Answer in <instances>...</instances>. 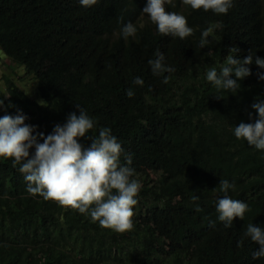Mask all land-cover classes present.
Segmentation results:
<instances>
[{
    "label": "trees",
    "instance_id": "trees-1",
    "mask_svg": "<svg viewBox=\"0 0 264 264\" xmlns=\"http://www.w3.org/2000/svg\"><path fill=\"white\" fill-rule=\"evenodd\" d=\"M147 2L0 0V51L38 88L32 99L4 77L0 117L23 113L34 135L47 136L69 113L79 115V105L94 121L79 142L88 147L87 136L109 128L122 146L120 165L141 185L133 228L118 233L93 221L90 210L30 194L20 165L0 157V264H264L245 235L249 224L264 229V150L234 135L240 122L257 118L251 105L264 100L257 76L264 69L253 60L235 92L206 79L229 56L264 58V0H232L226 14L172 0L166 11L184 15L193 29L184 39L161 35L142 12ZM129 22L137 31L125 38ZM157 52L173 71L152 73ZM221 180L234 185L229 197L248 205L230 227L217 211Z\"/></svg>",
    "mask_w": 264,
    "mask_h": 264
},
{
    "label": "clouds",
    "instance_id": "clouds-1",
    "mask_svg": "<svg viewBox=\"0 0 264 264\" xmlns=\"http://www.w3.org/2000/svg\"><path fill=\"white\" fill-rule=\"evenodd\" d=\"M97 0H80L85 7L95 5ZM172 0H148L142 12L157 25L161 35H172L184 39L193 34L184 15L166 11V4ZM184 5L192 9L212 10L216 14H226L232 6V0H182ZM136 27L127 23L122 32L125 38L135 36ZM211 28L204 30L200 40V47L207 44V37ZM239 51V49H233ZM156 59L149 60L154 75H161L173 71L164 64V54L156 53ZM255 64L264 69V58L253 57L251 51L243 60L229 56L227 66L218 72L216 68L207 71L206 79L218 89L235 92L243 80L251 75L248 65ZM237 79H233L232 76ZM258 79L264 81V73H257ZM135 84L143 85L144 81L137 77ZM164 83H168L165 76ZM129 97L134 95L129 89ZM3 101L0 102V107ZM80 114H68L66 123L57 124L52 133L45 136L43 132L33 134L35 126L25 124V115H4L0 117V157L14 158V166L19 164V171L25 174L27 191L41 195L45 200H53L61 206L77 209L80 213H88L93 221L100 226L112 229L118 233L130 231L133 228V207L137 204L135 197L141 187L140 183L132 179L133 169L119 163L122 146L117 138L111 134L109 128H101L98 137L87 138L91 141L88 147L79 142V138L86 137L93 129L94 121L79 105ZM256 110L257 118L254 123L240 122L234 129L237 139L243 138L249 145L264 150V100L251 105ZM251 116V113L249 114ZM42 138L43 142H39ZM35 148L30 154V149ZM132 163L131 156L127 157V164ZM220 190L225 195L218 200L217 211L219 220L230 227L234 218L243 219L248 205L240 200H234L227 195L229 188L234 185L228 180L220 181ZM94 205V207H93ZM246 236L259 245L254 251L253 258L264 257V229L249 224ZM242 244L238 242V246Z\"/></svg>",
    "mask_w": 264,
    "mask_h": 264
},
{
    "label": "rangeland",
    "instance_id": "rangeland-1",
    "mask_svg": "<svg viewBox=\"0 0 264 264\" xmlns=\"http://www.w3.org/2000/svg\"><path fill=\"white\" fill-rule=\"evenodd\" d=\"M3 52L0 51V87H5L4 77H9L32 99L38 98L37 82L33 77L25 76L21 67L9 63Z\"/></svg>",
    "mask_w": 264,
    "mask_h": 264
}]
</instances>
